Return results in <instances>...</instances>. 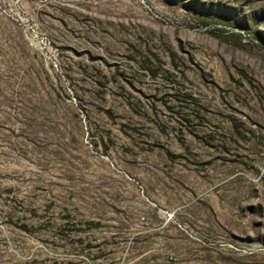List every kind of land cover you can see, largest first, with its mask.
Listing matches in <instances>:
<instances>
[{
  "label": "rangeland",
  "instance_id": "obj_1",
  "mask_svg": "<svg viewBox=\"0 0 264 264\" xmlns=\"http://www.w3.org/2000/svg\"><path fill=\"white\" fill-rule=\"evenodd\" d=\"M0 264H264V0H0Z\"/></svg>",
  "mask_w": 264,
  "mask_h": 264
}]
</instances>
